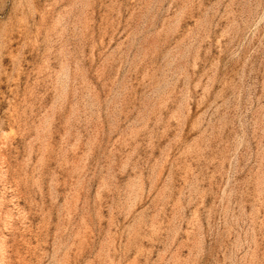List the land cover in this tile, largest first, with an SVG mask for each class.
<instances>
[{"label":"rangeland","instance_id":"1","mask_svg":"<svg viewBox=\"0 0 264 264\" xmlns=\"http://www.w3.org/2000/svg\"><path fill=\"white\" fill-rule=\"evenodd\" d=\"M0 264H264V0H0Z\"/></svg>","mask_w":264,"mask_h":264}]
</instances>
